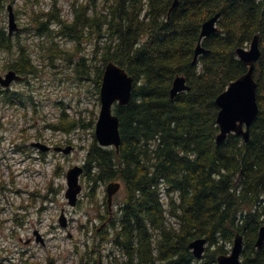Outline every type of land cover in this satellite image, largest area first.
<instances>
[{
    "label": "trees",
    "instance_id": "1",
    "mask_svg": "<svg viewBox=\"0 0 264 264\" xmlns=\"http://www.w3.org/2000/svg\"><path fill=\"white\" fill-rule=\"evenodd\" d=\"M13 2L0 0L1 18ZM173 4L70 0L64 19L60 0H54L48 12L26 1L31 7L28 21L15 37L0 19V73L15 71L25 87L0 86V99L33 109L32 128L38 130H23L19 148L34 150L28 142L40 140L38 118H44L43 127L53 133L92 131V142L80 148L86 151L85 199L98 213L79 224L78 264H217L220 256L229 254L237 234L245 240L243 264H264V247L256 248L264 225V0H180L171 12ZM218 13V31L202 42L209 52L194 63L202 26ZM15 14L18 17L19 10ZM255 36H260L262 49L256 69L258 118L248 143L230 135L218 145L216 99L247 72L237 50L249 48ZM110 62L134 79L130 104L114 107L122 139L118 152L99 146L96 114L82 109L81 101L74 104V96L55 102L60 113L56 122H50L48 114L42 117L45 100L35 94L33 83L47 72L58 80L73 79L74 92L80 89L81 94L91 82L100 102ZM179 76L186 78L190 90L172 99ZM86 113L92 115L89 120ZM65 143L75 145L70 140L55 145ZM118 181L124 186V201L115 223L101 229L96 219L108 202L99 188ZM200 238L208 245L203 259L197 260L189 246ZM47 264H57L56 258L49 256Z\"/></svg>",
    "mask_w": 264,
    "mask_h": 264
},
{
    "label": "water",
    "instance_id": "2",
    "mask_svg": "<svg viewBox=\"0 0 264 264\" xmlns=\"http://www.w3.org/2000/svg\"><path fill=\"white\" fill-rule=\"evenodd\" d=\"M254 1V0H246ZM180 0H174L171 12L179 5ZM8 32L12 36L19 31L13 6L8 8ZM221 17L218 13L202 26V31L198 46L195 51L194 63L198 61L201 55L209 51L202 46L204 39L210 37L218 31L217 22ZM239 59L248 68L247 72L239 79L232 82L225 92L216 99V104L220 111L217 117V124L220 133L217 137V144L224 143L230 135H237L244 139L246 143L250 140V132L253 124L258 118L260 107L257 98L258 83L256 80L257 63L262 56L260 46V36H255L249 48H239L237 50ZM22 77L14 71L8 72L5 76H0V86L10 88L14 82H19ZM134 88V79L123 68L114 62H110L105 67L103 82L100 90V113L95 126V136L99 146L102 148H114L118 152L121 145L120 119L114 113L115 105L127 106L132 100ZM185 77H177L171 90L172 99L178 94L189 91ZM31 147L38 149L43 153L54 151L69 155L75 149L73 146L66 148L55 147L33 142ZM85 170L82 166L71 167L66 174L67 190L65 198L68 206L76 207L79 197L82 194L83 186L80 179ZM122 184L112 182L107 187V202L110 209L113 208L114 196L120 191ZM60 224L63 228L68 226V218L63 210L60 217ZM37 242L43 243L42 238L36 232ZM28 244V243H27ZM208 241L205 238L194 240L190 244V249L197 260H202ZM264 247V225L261 227L256 242V248L261 250ZM245 250L244 236L237 234L231 252L229 255H222L218 258L217 264H243V252Z\"/></svg>",
    "mask_w": 264,
    "mask_h": 264
},
{
    "label": "built area",
    "instance_id": "3",
    "mask_svg": "<svg viewBox=\"0 0 264 264\" xmlns=\"http://www.w3.org/2000/svg\"><path fill=\"white\" fill-rule=\"evenodd\" d=\"M33 114L25 106L0 102V264H47L49 256L62 264L64 232L50 220L57 218V210L53 215L47 206L53 197L61 198L56 194L62 178L56 174L57 160L18 147L20 130L29 127ZM57 120V113L50 116ZM56 138L44 135L41 141ZM36 231L45 246L36 243ZM29 240V246L21 245Z\"/></svg>",
    "mask_w": 264,
    "mask_h": 264
},
{
    "label": "rangeland",
    "instance_id": "4",
    "mask_svg": "<svg viewBox=\"0 0 264 264\" xmlns=\"http://www.w3.org/2000/svg\"><path fill=\"white\" fill-rule=\"evenodd\" d=\"M26 1H31L32 2V8H34L37 11H45L48 12L51 10L54 0H14L13 3H9L8 5H6V7L4 8V15L3 17L0 19L2 20V25L5 26L6 30L8 31V11L7 8L9 5L13 6V10L14 12L16 10H19L20 14L17 18V22L19 27L21 28V23H27L28 21V10H31V7L28 6L26 7ZM60 3L64 6V11H63V17L65 19V17L68 16L67 11H69V3L70 0H60ZM70 18V17H69ZM71 19V18H70ZM0 20V21H1ZM15 36V34H14ZM64 45L68 48H70L72 45L69 42L63 41ZM1 57L3 58L2 54H0ZM34 83V87L35 89L38 88V90L35 92V94H37V96L41 99H44V103H45V107L46 109L50 112L51 118L52 115H54V111L55 109L58 107H56L55 102L57 100H60V98L62 99H66L67 101H69L70 99H72V97L74 96V104H78L79 101L82 102V109L88 108L91 111H94V113L96 114L97 120L99 117V113H100V102L97 99V95L95 94L94 91V87H90L91 86V82L90 84L86 85L84 89H82L81 94H79V90L77 89L78 92H74V80L70 79V78H62V80H58V78H54L50 73L45 72L42 77H41V81H33ZM90 85V86H89ZM93 85V84H92ZM88 87H90V89H88ZM12 89H21L24 88V85H22L21 83L16 84L15 86L13 85V87H11ZM86 117L89 120L92 115L89 113H86ZM97 122V121H96ZM96 125V123H95ZM31 133H36L38 130L34 127L32 128L30 125V129L28 130ZM95 131V129H94ZM47 133H50L48 131H46ZM91 130L87 131V132H78L74 134V147L76 148L74 150L73 153H71L69 155V158H63L61 155L57 156V162H61L58 163L60 164V166H62L63 168H65V175H60L62 176L61 178V182L63 184V190H62V194H61V199H59L58 201H55L54 203H49L47 204L48 208L50 209V213H52L53 215H55L54 210L58 207V209L60 210L61 208H64L65 205H67V203H65V199H64V193L66 190V172L68 171V169H70L72 166H76L77 164H82V161L84 160L85 157V149L80 148L81 145L85 146V145H89L90 142H92L93 140V136L91 134ZM68 136V135H67ZM65 136V137H67ZM60 139V138H59ZM35 141V140H34ZM54 154H49V156H51V158L55 157L53 156ZM120 182V181H118ZM121 183V182H120ZM81 184L83 186V193L81 195V199L84 200L85 199V192H86V188H85V184H86V180L85 178H81ZM122 184V183H121ZM107 185H102L99 188V192L101 193V195H105L107 194ZM124 186L122 184V187L120 189V191L115 195V199L113 200V205H115V207H120V204L124 201L125 198V192H124ZM67 207V206H66ZM66 213L68 215V218L70 219V225H73V229L72 226L70 229H68L66 232H64V236L63 238H65L66 242L65 244L62 246V264H78L79 260L77 258V255L75 254V240H78L82 237V235L79 232V224L81 221H85L86 217H88L89 215H91V217H96L97 215V210L94 207H89L88 201H84L83 204H78L74 210H70L69 211L66 210ZM50 220L52 222H54L56 220V218H51ZM98 226H101L98 223ZM68 231L70 232L71 235L74 236V242L73 239H71V242L68 239ZM233 246V245H232ZM232 246L229 247V254L231 252ZM227 254V255H229ZM72 257H74V260L72 259Z\"/></svg>",
    "mask_w": 264,
    "mask_h": 264
},
{
    "label": "flooded vegetation",
    "instance_id": "5",
    "mask_svg": "<svg viewBox=\"0 0 264 264\" xmlns=\"http://www.w3.org/2000/svg\"><path fill=\"white\" fill-rule=\"evenodd\" d=\"M10 37H15V36L13 35V36H10ZM10 71H13V70H10L9 69V70H7V71H5L3 73H0V75L1 76H4L8 72H10ZM22 79H23V77H22ZM16 84H19V82H14L11 87H13V85L15 86ZM109 184L110 183H108L107 185H109ZM104 196H106V194ZM114 199H115V196H114ZM72 210H74V208ZM118 210H119V207L117 208V207H115V205H113V208L112 209H110L108 207L106 210H103V215L96 219L97 220V223L96 224L98 225V223H99L101 225L100 226L101 229L102 228H108L111 224L115 223L116 213L118 212Z\"/></svg>",
    "mask_w": 264,
    "mask_h": 264
}]
</instances>
